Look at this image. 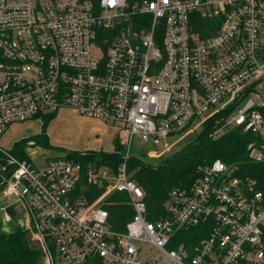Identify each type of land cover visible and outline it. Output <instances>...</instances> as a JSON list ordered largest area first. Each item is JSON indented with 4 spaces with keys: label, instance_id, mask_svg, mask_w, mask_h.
Masks as SVG:
<instances>
[{
    "label": "built area",
    "instance_id": "built-area-1",
    "mask_svg": "<svg viewBox=\"0 0 264 264\" xmlns=\"http://www.w3.org/2000/svg\"><path fill=\"white\" fill-rule=\"evenodd\" d=\"M63 106L117 125L123 161L36 165L0 146L3 217L27 230L38 264H264V193L238 164L198 165L154 215L126 164L133 140L153 146L216 115L209 136L239 127L264 163V0H0V138ZM119 192L133 212L123 229L107 208Z\"/></svg>",
    "mask_w": 264,
    "mask_h": 264
},
{
    "label": "trees",
    "instance_id": "trees-1",
    "mask_svg": "<svg viewBox=\"0 0 264 264\" xmlns=\"http://www.w3.org/2000/svg\"><path fill=\"white\" fill-rule=\"evenodd\" d=\"M53 117V114L42 117V125L39 133L27 138L16 140L9 149H4L10 155L28 159L24 146L30 140L45 147H54L48 143L45 133V124ZM216 115L202 122L196 135L172 155L157 163H149L146 160L130 155L127 160V170L130 177L142 188L145 194V202L152 215L162 213L163 203L168 197L169 190L175 185L188 186L197 175V166L214 159H221L227 163H236L243 173L257 180L258 188L264 193V163L254 162L248 158L246 144L250 135L239 127L225 133L218 139H212L209 133L216 124ZM114 149L75 150L57 146L60 154L79 161L82 164L95 163L115 168L123 161V147L118 136L113 139ZM0 150V166L6 164L7 154ZM2 179L0 176V192ZM91 195L83 193L87 199H92L98 190L95 187H87ZM83 197H85L83 195ZM113 201L107 208L117 229H123L124 223L132 216V208L122 203L127 196L125 193H112L109 196ZM0 216L1 211H0ZM153 218V216H152ZM27 230L21 225H16L11 230L0 229V264H38L40 252L35 244H30L27 238Z\"/></svg>",
    "mask_w": 264,
    "mask_h": 264
},
{
    "label": "rangeland",
    "instance_id": "rangeland-1",
    "mask_svg": "<svg viewBox=\"0 0 264 264\" xmlns=\"http://www.w3.org/2000/svg\"><path fill=\"white\" fill-rule=\"evenodd\" d=\"M42 122L30 120L23 123L12 124L7 132L0 138V146L9 149L19 139L27 138L39 133ZM201 125H195L188 131H182L160 139L159 143L149 148L136 140L132 141L130 153L133 156L141 157L149 163H157L172 155L189 142L200 130ZM45 133L48 143L55 146L49 148L30 140L24 146L27 157L36 165H41L46 158L59 155L57 146L67 149H103L110 151L114 145L112 140L118 136V126L106 123L98 118L88 117L77 113L71 107L63 106L54 112L53 117L45 124ZM30 142H33L32 144ZM153 149V151H152ZM5 200L0 194V229L11 230L19 225L17 220H5L3 207ZM30 244H34L32 238L27 234ZM156 252L149 245L141 246V253L144 256Z\"/></svg>",
    "mask_w": 264,
    "mask_h": 264
},
{
    "label": "water",
    "instance_id": "water-1",
    "mask_svg": "<svg viewBox=\"0 0 264 264\" xmlns=\"http://www.w3.org/2000/svg\"><path fill=\"white\" fill-rule=\"evenodd\" d=\"M4 211L12 218V219H16L17 218V214L15 212V209L12 205H8L4 208Z\"/></svg>",
    "mask_w": 264,
    "mask_h": 264
},
{
    "label": "crops",
    "instance_id": "crops-1",
    "mask_svg": "<svg viewBox=\"0 0 264 264\" xmlns=\"http://www.w3.org/2000/svg\"><path fill=\"white\" fill-rule=\"evenodd\" d=\"M118 132H119V131H118ZM118 137H119L120 142H121V144H122V137H121V133H120V132L118 133ZM112 142H113V140H112ZM113 145H114V144H113ZM146 146L149 147V148H151V147H153L154 145H153V146L146 145ZM122 147H123V144H122ZM113 149H114V147H113ZM113 149H112V150H113ZM83 150H84V149H83ZM112 150H110V151H112ZM108 151H109V150H108ZM152 151H153V149H152ZM131 155H132V154H131ZM140 158H141V157H140ZM142 159H143V158H142Z\"/></svg>",
    "mask_w": 264,
    "mask_h": 264
}]
</instances>
